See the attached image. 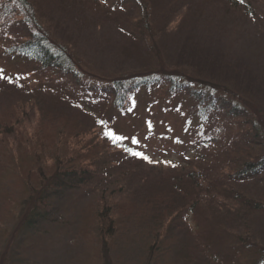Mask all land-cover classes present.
<instances>
[{"label":"trees","instance_id":"16d2710c","mask_svg":"<svg viewBox=\"0 0 264 264\" xmlns=\"http://www.w3.org/2000/svg\"><path fill=\"white\" fill-rule=\"evenodd\" d=\"M71 1L92 19L111 8L95 32L124 10L128 30L117 23L128 49L153 58L143 59L146 69L93 80L76 50L79 26L66 31L31 0H0L11 39L0 50V264L42 251V233L66 215L90 245L85 264H122L125 237L142 244L139 264H239L243 254L264 264V55L234 59L188 29L199 18L166 0ZM225 1L258 17L254 0ZM9 95L16 101L3 112ZM148 142L178 161L155 160ZM153 176L159 186L144 188Z\"/></svg>","mask_w":264,"mask_h":264},{"label":"rangeland","instance_id":"374dc122","mask_svg":"<svg viewBox=\"0 0 264 264\" xmlns=\"http://www.w3.org/2000/svg\"><path fill=\"white\" fill-rule=\"evenodd\" d=\"M30 1V0H29ZM38 8L39 14H45V19L53 18L63 20L65 24L63 27L66 31L73 24L79 26L77 33V53L79 58L87 61L86 65L92 70L91 75L96 77L93 80H106L125 75L136 70H142L149 67L148 63L143 59L153 58V55L147 54L142 49H128L127 45L131 42L125 34H123L117 22L122 24L123 29L128 30L127 20L124 10H116L113 14L116 16V20L108 25L104 26L101 31L95 32L94 25L100 22V15L111 8H106L104 5L100 10L95 13L93 19L90 14H78L75 8L76 2L71 3L70 0H31ZM85 2V0H82ZM122 0H106V3L121 5ZM174 3L177 8H185L187 15H195L199 18L200 23L197 25L190 21L187 23L188 29H191L193 34H199L206 42L213 41L221 48H226L231 51L233 58H249L254 59L264 55V0L253 1L255 2V9L259 10L258 17L245 18L243 15L237 14L235 11L236 6L234 4L227 3L225 0H166ZM66 2L68 4H66ZM248 2V0H247ZM238 8V7H236ZM237 15H240L237 16ZM159 24V23H157ZM159 26V25H158ZM233 26V28L231 27ZM173 24L170 29H173ZM228 30V31H227ZM127 33V32H125ZM70 35L71 32H68ZM6 29L0 27V50L8 47L11 39L5 37ZM59 36H62L61 34ZM66 38V35L63 36ZM18 38H13V42L17 43ZM125 40V41H124ZM21 41H18V43ZM168 48L172 47V41L165 43ZM123 48H127L129 55L128 60L121 62V56L119 51L122 52ZM246 60V59H245ZM3 62V61H2ZM7 70L14 72L15 66H6ZM104 78V79H103ZM15 95L6 96L3 99V112L8 110V106L16 101ZM55 106V105H54ZM57 107V106H56ZM62 108H51V114L58 116L59 112H62ZM226 139V137H223ZM159 144L155 142H148L146 151L150 153L155 160L160 161L162 158L169 162H177V153L162 152L163 150H154ZM161 152V153H159ZM147 173V168L142 172ZM143 175V174H142ZM152 177V176H151ZM159 186L157 179L153 176L151 181H148L144 188L149 190L156 189ZM140 191V190H139ZM141 192V191H140ZM76 215H66L55 226H50L47 230H44L39 240L43 243L42 251L31 253L30 256H26V261H19L17 259L12 264H85L82 259V254L90 250V245L86 242L78 233L79 226L77 224ZM21 222H17L16 231H20ZM190 226H195L196 222L194 218L188 223ZM141 227V226H140ZM196 232V231H195ZM20 233V232H19ZM16 232L17 237L19 235ZM192 233V230H191ZM16 237V238H17ZM190 242L191 239L188 238ZM198 240V238L196 239ZM12 245L11 255H14V244ZM187 242L188 250L193 248L192 244ZM123 250H117V253L127 254L122 264H139L138 255L142 254V244L135 242L130 237H125ZM129 250V254H128ZM231 250V249H230ZM229 250V251H230ZM10 255V254H9ZM244 255V254H243ZM234 256L230 253V258L234 256L237 258L235 262L239 264H246L244 256Z\"/></svg>","mask_w":264,"mask_h":264},{"label":"snow or ice","instance_id":"6c2138e0","mask_svg":"<svg viewBox=\"0 0 264 264\" xmlns=\"http://www.w3.org/2000/svg\"><path fill=\"white\" fill-rule=\"evenodd\" d=\"M105 135L108 136L110 139H112L114 143L118 142L122 139L121 137H118L111 132H107V133H105ZM133 142L135 143V141H133ZM131 154L134 156H141V153H138V152H133ZM141 158L146 159V160L148 159L147 157H144V156H141ZM149 162H151V161H149Z\"/></svg>","mask_w":264,"mask_h":264}]
</instances>
